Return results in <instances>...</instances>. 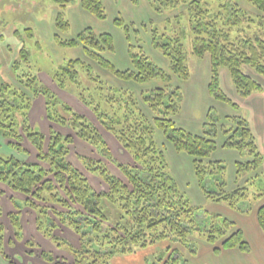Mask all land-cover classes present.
Wrapping results in <instances>:
<instances>
[{"label": "trees", "instance_id": "16d2710c", "mask_svg": "<svg viewBox=\"0 0 264 264\" xmlns=\"http://www.w3.org/2000/svg\"><path fill=\"white\" fill-rule=\"evenodd\" d=\"M52 1L58 7L54 43L62 48L80 47L85 57L59 62L51 78L60 89L72 93L95 114L101 126L130 153L135 165L115 160L99 128L40 80L26 46L28 39L35 38L34 29H16L15 35L22 47L11 64L16 83L0 82V133L10 138V146L21 153L29 154L24 145L27 141L37 151V157L36 161H23L0 153V182L26 196L23 205L38 213L37 229L57 247H64L72 261L57 259L47 251L41 252V258L49 264H112L115 257L151 250L152 258L148 253L142 255L143 264H191L181 248L174 245L179 244L190 255H196L195 236L198 234L214 246L215 254L226 249L250 253L251 244L232 219L194 205L179 188L169 170L166 148L156 140V131L161 130L177 152L191 157L198 185L208 200L225 203L240 213L251 212L255 203L262 201L256 219L264 234V157L249 120L225 115L218 120L219 126L213 124L203 134L179 125L176 119L182 112L183 93L172 80L173 77L182 81L191 78L181 38L164 34L153 37L154 46L169 61L170 72H167L142 48L133 52L132 25L117 17L114 22L125 32L132 63L130 68L121 70L106 56L115 52L114 36L86 27L75 37H63L71 28L66 11L76 0ZM130 1L135 5L139 2ZM211 1L217 2L215 8L207 0H150L157 13L182 10L181 13L188 16L193 54L199 58L210 56L209 93L239 110V104L224 92L220 72L223 68L229 70L241 98L263 91V86L246 68L264 77V0ZM79 2L96 18H107L103 0ZM242 2L260 14L249 12ZM89 60L118 80L137 86L161 80L162 85L136 90L112 84ZM38 96L45 100L47 119L74 134H63L53 128L46 134L32 126L30 111ZM220 133L224 138L220 146L235 150L242 157L235 162L236 183L230 189L227 188V166L211 158L219 147ZM76 138L93 146L127 181L113 174L103 160L77 154L85 170L107 185L106 190L97 191L87 174L69 159ZM252 184L257 188L251 193L249 185ZM250 196L255 203L249 202ZM10 218L16 237L22 238L19 215L12 213ZM61 225L78 236V246L54 234ZM4 240L5 227L0 222L1 255H5ZM166 243L169 245L158 248ZM27 244L35 245L31 241Z\"/></svg>", "mask_w": 264, "mask_h": 264}, {"label": "rangeland", "instance_id": "374dc122", "mask_svg": "<svg viewBox=\"0 0 264 264\" xmlns=\"http://www.w3.org/2000/svg\"><path fill=\"white\" fill-rule=\"evenodd\" d=\"M76 1L80 4L79 0ZM114 1L115 3H113L112 5H110L111 3L107 4L108 16L106 19L96 18L94 15L89 13L87 14L86 12H84L85 14L78 13L77 15H74L72 18L71 28L68 32L63 34V37H75L86 27L93 28L95 32H109L114 36L115 52L106 53V56L116 65L117 68L121 70L128 69L131 67L132 64L131 57L129 55V43L125 37L124 30L118 25H116L114 22L115 18L122 17L128 24L132 25L130 36L132 42L131 44L133 45V52H139L140 48H142V50L147 54V56L150 57V59L156 65H158L161 69L167 72H170L169 61L165 58L161 51L154 46L153 37L155 36V34H164L166 37L181 38L182 44L184 45L187 51V63L190 67L191 75L193 78L189 79L188 81H182L176 77H173L172 80V84L179 86L183 93L182 112L176 119L178 124L193 133L203 134L204 131L209 130L213 124L218 125V120H220V118L225 115L243 116L247 120H249V122H251L252 128L256 134V140L259 149L264 157V94H259L248 99L238 98V96L232 92L234 88L231 84V88H229V85L225 81L224 75V80L222 84L223 90L230 98H232V100H234L240 105V109L236 110L232 106L222 101L216 100L213 96L208 94L204 84L206 78L210 75V56L206 55L203 58H199L198 56L193 54V35L191 33L188 16L184 13H181L182 10H165L162 13H157L155 10H153L152 12L149 11L148 7L143 4V0H141L142 4L139 5H142V8L131 4V2L128 0ZM207 2L212 4V8L216 7L217 2L212 3L211 0H207ZM242 5L247 8L249 12L253 14H260L255 8L250 6L248 3L242 2ZM57 11L58 7L52 0H0V82L2 80L10 83H16L15 77L11 71V64L18 57L22 44L20 43L18 36L15 35V31L16 29L24 30L27 27L33 28L35 38L33 37L32 39H28L26 46L31 53L30 60L34 72H37L40 80L44 82L47 86H49L63 101H65L66 103L71 105L76 111H78L76 108H79V103L82 104L85 108L88 107L72 93L60 89L51 78V74L53 70L57 68V64L59 62L66 61L67 59L74 57H85L83 50L80 47L62 48L56 46V44L54 43L53 34L56 31L54 24ZM68 11L69 8L66 11V15L69 18ZM81 11L83 10L81 9ZM262 15H264V13ZM35 41H38L39 44ZM89 62L112 84L120 86H130L131 88L136 90H140L143 88L149 89L150 87L162 85L161 80L160 82L156 81L148 85L145 84L143 86H137L133 83H127L125 81L118 80L107 71L103 70L102 68H99L95 64V62L91 60H89ZM249 73H253L252 70H250ZM259 77L253 78L264 87V77L260 75ZM74 98L77 99L76 103L72 100ZM34 101L36 104V112L34 111V117L40 120V117L42 118L43 115L41 113L43 112L42 105H44V101H42V97L40 98L39 96L35 97ZM88 110L90 111L89 116L84 113L82 114L87 116L104 135L111 149L113 158L122 163L135 165V162L130 153H128L121 147L120 143L115 138V136L108 132L105 128H103L97 120L95 114L89 108ZM146 111L148 112V110ZM42 127L46 130L49 129V127L47 128V126L44 125ZM36 128L40 129V125H38ZM69 134H74V132L72 131ZM222 138L223 134L220 133L217 138L218 143ZM156 140L159 145L164 146V148H166V155L170 165V173L176 179L179 188L186 193V195L191 199L194 205L201 206L205 209L210 207L212 208V211L220 213L222 216L228 217L240 223L237 216L234 215V213H237L238 211L235 212V210H231L230 207H228L225 203H221L218 205V203H212V201L207 200L205 198L200 186L198 185L194 170L192 168L191 157L189 155L177 152L167 141L164 133L161 130L156 131ZM8 141L11 142V139L4 138L0 133L1 154L13 155L21 160H26L29 158V154L16 151L10 146ZM24 145L30 149H32L33 147L27 141ZM34 149L35 148H33L32 150ZM79 153L103 160L106 164H108L113 174L127 181V179L124 178V175L120 172V170L109 160L104 159L93 146L79 138H76L75 142L71 146L70 159L77 167H79L82 171L87 174L91 184L95 189L101 190L107 188V185L97 175L89 173L85 170V168L77 158V154ZM235 157H237V155L233 152L222 151L213 153L211 155V158L213 160L216 158L224 159L228 166V179H230L233 170L232 163L234 164ZM262 168L264 171V164ZM228 182H230V184L232 183L230 180H228ZM0 185V190L1 188H8L9 191L13 192L14 194H22L12 190L7 184L0 182ZM256 188V184L249 185L251 193L255 191ZM1 195L2 192L0 191V196ZM249 202L251 204L256 202L253 196H250ZM257 204L258 202L255 203L252 211L248 212V214H242L239 212L238 214L242 215L243 217H246V219L244 220L248 221L249 219H251L252 214H254V208ZM0 207L2 209V213L0 214L1 223L3 222L2 224L5 227L4 253L8 256L5 257V255L0 254V264H5V262H7L8 264H12L14 262L11 261L12 259L9 256L11 251L8 250V248L5 246L6 237L9 234L7 221L4 217V214L6 213L5 211H7L5 201H0ZM16 207H18V205ZM27 208L30 209L29 211H31L34 222L36 221L37 226V211L28 206ZM12 213L16 212H11L10 214ZM10 214L7 215V219L10 224V232L12 233L16 241L24 242L29 249L40 248L42 245V251L50 252L54 256L57 253H63L66 256H71V254L66 251L64 247H57L54 243H51V241L50 243L52 247L44 246L43 244L46 243H43V238H40V245V243L35 239L36 234L34 232H31L28 227H25L26 232L25 230H23L22 238H17L15 235L16 230L11 222ZM17 214L20 217V222L23 227V224H26V221L24 222L23 216L21 217V214L19 212ZM37 233L40 234V231L38 230ZM54 234L62 239H66L73 245V240L78 241V236L62 225L55 230ZM27 235H33L35 240L28 239ZM37 237L40 236L37 234ZM195 237L198 239L195 240L197 243L196 246L199 248V250H202L201 252L205 251L206 249L204 246L206 245V242L202 241L204 240V238L199 236V234ZM255 237V233H249V235H246L247 240L253 247V251L248 254V257H243L239 254H226V256L216 259L213 258L212 260H210L207 258V256L209 257V254H200L197 260L194 257H197L198 255L193 257L181 245L176 244L174 246L181 248V250L186 254V257H188V259L198 261V264H203L204 260L207 261L209 264H215L217 261L218 264H263L261 260L258 261V257L262 254L264 248L258 242H255ZM28 241H31L35 245L28 246ZM164 245L168 246L169 244H163L158 248H162L164 247ZM158 248L154 249L157 250ZM148 251H142V254L137 255H121L113 258L111 262L112 264H143L142 255L147 253L150 254L151 250ZM28 254L34 255V252L29 251ZM149 258H152L151 254Z\"/></svg>", "mask_w": 264, "mask_h": 264}, {"label": "crops", "instance_id": "0c3cea01", "mask_svg": "<svg viewBox=\"0 0 264 264\" xmlns=\"http://www.w3.org/2000/svg\"><path fill=\"white\" fill-rule=\"evenodd\" d=\"M104 1V4H105V7L107 9V4L108 3H111L110 5H112L113 3H115L114 0H103ZM130 1V0H128ZM131 2V1H130ZM142 1L139 0L138 4H133L131 2V4L135 5V6H139ZM143 4L146 5V7H148L149 11H153V7L151 5V2L150 0H143ZM142 8V5L139 6ZM69 8V21H71V25H72V18L74 15H77L78 13H81V14H85L84 12H86L87 14L89 13L88 11L84 10L81 5L77 2V1H74L71 3L70 6H68ZM81 9L83 11H81ZM90 14V13H89ZM116 19V18H115ZM251 69L250 68H246V72L249 73ZM253 73H249V75L252 77L255 78V77H259V74L255 73L253 70H252ZM257 74V75H256ZM224 75H225V81L227 82V84L229 85V88H231L230 84L233 86V91L231 89V91L236 94L238 96V98H241L239 97L234 85H233V82H232V79H231V75H230V72L229 70L227 69H221V72H220V76H221V84H223V80H224ZM261 76V75H260ZM252 77V78H253ZM191 78L192 75H191ZM190 78V79H191ZM260 78V77H259ZM199 79V78H197ZM209 81H210V75L206 78V81H205V87H206V90L209 93ZM222 88H223V85H222ZM259 94H264V87H263V91L261 92H257V93H254L252 94L250 97L248 98H252L253 96H257ZM211 95V94H210ZM40 98L42 96H39ZM247 98V99H248ZM232 99V98H231ZM234 99V98H233ZM237 99V97H236ZM73 101H75V103L77 102V99L74 98L72 99ZM239 100V99H238ZM237 100V101H238ZM42 101H44V105H42V110L43 112L41 114L42 115V118L40 117V120L39 119H36L34 117V111L36 110V104H35V101L33 103V107L30 111V117H29V120H30V123L32 124V126L34 127H37L38 125H40V129L48 134L50 129L53 128L61 133H64V134H68L70 132H72L70 129L66 128V127H62V126H59L58 124H55L51 121H49L46 117V110H45V100L44 98L42 97ZM240 106V105H239ZM79 112L81 113H84L86 114L87 116H89V110L88 108H85L82 104L79 103V108H76ZM88 111V113H87ZM36 112V111H35ZM250 125H251V128H252V124L251 122H249ZM47 126V128L49 127L48 130H46L45 128H43L42 126ZM253 130V128H252ZM254 132V130H253ZM255 134V132H254ZM255 137H256V134H255ZM224 138H222L219 142V145H221L223 143V140ZM76 140V139H75ZM34 147H32L33 149ZM27 149L29 150V158L26 159V160H23V161H36V157H37V151L34 149H30L27 147ZM233 152L237 155V157H235L234 159V164L232 163V173H231V176H230V179H227L230 180L232 183L230 184V182H228V186L227 188L230 189V188H233L235 183H236V170H235V162H237L239 159H241V155L239 152L235 151V150H232V149H227V148H223V147H218V149L214 152V153H217V152ZM71 158V154L69 155V159ZM220 161H222L223 163H225V165L227 166L226 162L224 161V159H221V158H216ZM214 159V160H216ZM71 160V159H70ZM192 164V163H191ZM264 164V162H263ZM193 168V166H192ZM227 173H228V166H227ZM1 186V185H0ZM107 188H104V189H96L97 191H102V190H106ZM2 192V195L0 196V201H5L6 203V210L5 211L6 213L4 214V217L6 218V221H7V226H8V230H9V234L7 235L6 237V241H5V246L8 248V250H10V254L9 256L11 257V261H13L15 264H49L47 262H45L42 258H41V251H42V248L43 247L41 245V242H40V238H43V243H46V244H43L44 246L46 247H52L51 243H53L49 238L46 239L45 236L40 232L37 233V226H36V221L34 222V219H33V216H32V213L31 211H29L30 209L27 208L26 206L23 205V202L26 200V196L23 195V194H14L13 192L9 191V189H5V188H1L0 190ZM206 198V197H205ZM207 199V198H206ZM208 200V199H207ZM15 202L16 204L18 205V207L15 206ZM212 203H215V202H212ZM262 203V201L258 202V204L255 206L254 210L255 212H253L254 214H252V217L251 219H249L248 221L247 220H244L246 219V217H243L242 215H239L238 212L237 213H234V215L237 216L238 220L240 221V223L234 221L236 223V226L237 228H241L244 233H245V236L246 235H249V233H255L256 237H255V242H258L260 245H262V247L264 248V234L263 232L261 231V229L259 228V225L257 223V219H256V211H257V208L258 206ZM221 204V203H218V205ZM223 208V207H222ZM210 212H213V213H216L214 211H212L211 209L212 208H207ZM231 209V208H230ZM232 210V209H231ZM234 211V210H233ZM11 212H16V213H20L21 214V217L23 216V220L24 222L26 221V224H23V230H25L26 232V228L28 227L30 229L31 232H34L36 234V237L35 239L40 243L41 247L40 248H33V249H29L26 244L24 242H20V241H16L15 238L13 237L12 233L10 232V227H9V221L7 219V215L10 214ZM236 212V211H235ZM240 213V212H239ZM220 214V213H219ZM242 214H248V213H242ZM22 220V221H23ZM33 220V221H32ZM0 222H1V217H0ZM3 223V222H2ZM26 227V228H25ZM37 234L40 236V237H37ZM32 237V238H30ZM27 238L28 239H34V236L33 235H27ZM49 240V241H48ZM198 240V239H196ZM51 241V243H50ZM74 241V245H78V241ZM204 241V240H202ZM36 242V241H35ZM198 242V241H197ZM206 242V241H204ZM8 244V245H7ZM206 245L204 246L205 247V251L201 252L202 250L198 248V252L196 255H193L194 256H197V257H194L195 259L198 260L200 254L203 255V254H209V257L207 256L208 259L212 260L213 258L216 259V258H220V257H223V256H226V254H239L240 256H243V257H248V254H250L252 251H253V247H252V251L250 253H242L240 250L238 249H226V250H222L220 252V254H215L214 253V246L209 244L208 242L205 243ZM238 250V251H237ZM29 251H33L34 252V255H29L28 252ZM66 252V251H65ZM55 257L57 259H66L68 261H72V256L68 255L66 256L65 254H55ZM191 261V264H198V261H193L191 259H189ZM264 264V251L262 252V254L258 257V261H260ZM1 261V260H0ZM10 263V262H9ZM5 264H8L7 262H5ZM203 264H209L207 261L204 260ZM215 264H218V261L215 263ZM259 264V263H258Z\"/></svg>", "mask_w": 264, "mask_h": 264}]
</instances>
